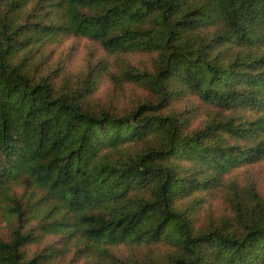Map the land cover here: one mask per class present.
Segmentation results:
<instances>
[{
	"label": "trees",
	"instance_id": "16d2710c",
	"mask_svg": "<svg viewBox=\"0 0 264 264\" xmlns=\"http://www.w3.org/2000/svg\"><path fill=\"white\" fill-rule=\"evenodd\" d=\"M30 2L0 0V205L13 222L0 264L54 261L27 254L35 219L94 260L107 245L166 240L176 249L158 264H264V196L228 179L264 160V0H45L43 16L23 18ZM77 36L156 53L151 69L123 60L109 72L152 97L117 112L92 101L93 68L61 83L58 69L34 70L46 45ZM188 95L213 108L201 122L172 108ZM246 110L256 116L237 117ZM225 191L231 215L198 224L190 201ZM138 260L123 264H155Z\"/></svg>",
	"mask_w": 264,
	"mask_h": 264
},
{
	"label": "rangeland",
	"instance_id": "374dc122",
	"mask_svg": "<svg viewBox=\"0 0 264 264\" xmlns=\"http://www.w3.org/2000/svg\"><path fill=\"white\" fill-rule=\"evenodd\" d=\"M30 1L27 9L22 14L23 18L31 13L43 16L45 0ZM156 56V53L142 52L120 55L109 54L99 43L77 36L46 45L42 53L33 60L35 62L33 68L35 70L37 66V69L42 72L58 69L57 74L60 83L66 79H72L73 82L77 79H83L87 72L93 68L97 76V90L92 97V101L117 112H123L131 109L139 101L152 97V93L134 82L115 85L109 77V72L115 71L123 60L139 68L151 69L154 66ZM172 108L180 110L190 108L195 122H201L206 118L207 113L213 110L211 106L207 107L193 95L174 100ZM255 111H238L236 114L238 118L255 117ZM229 141L237 142L235 139H229ZM143 144V141H137L127 147H130V149L132 146L133 148H139ZM229 176L228 179L236 182L239 188L254 187L264 196V160L251 165L243 164L234 169ZM14 191L20 193L21 188H15ZM227 191L220 193L221 195L218 194L216 197L209 194H198L199 202H196V199L190 201V204L198 206L196 210V222L198 224L207 222L210 215L217 223L231 215L230 204L226 197ZM7 215L6 206L0 205V234L4 237L9 236L13 225L12 220ZM49 222L50 219L45 222H40L38 219L29 222L30 227L34 228L35 234H39L40 239L37 243L25 247L27 254L30 256L40 250L45 252L52 250L54 261L50 259L48 264H123L124 262L132 263L138 259H141L138 260L140 262L151 260L158 264L159 262L166 263L167 258L176 249V245L166 240L145 244L107 245L105 246V255L102 258L94 256L97 258L94 260L92 256L94 250L88 245H84L75 238L69 240L63 234L46 231L44 226H47ZM93 247L96 248V245Z\"/></svg>",
	"mask_w": 264,
	"mask_h": 264
}]
</instances>
